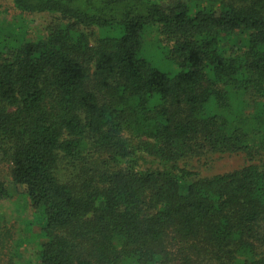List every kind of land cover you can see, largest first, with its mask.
I'll use <instances>...</instances> for the list:
<instances>
[{
  "label": "trees",
  "instance_id": "1",
  "mask_svg": "<svg viewBox=\"0 0 264 264\" xmlns=\"http://www.w3.org/2000/svg\"><path fill=\"white\" fill-rule=\"evenodd\" d=\"M10 1L52 21L0 29V164L38 219L15 254L264 264V0Z\"/></svg>",
  "mask_w": 264,
  "mask_h": 264
},
{
  "label": "rangeland",
  "instance_id": "2",
  "mask_svg": "<svg viewBox=\"0 0 264 264\" xmlns=\"http://www.w3.org/2000/svg\"><path fill=\"white\" fill-rule=\"evenodd\" d=\"M51 22V18L45 15H21L19 11L14 9L10 0H0L1 30L14 26L18 30V27L23 26L30 37L37 38L38 36L46 35L47 28ZM154 39V35L151 34L148 40V47L151 52L155 51L153 46ZM160 61L163 68L167 70L169 64L164 60ZM0 178L5 183L9 194H11L9 200L0 203V214L4 213L8 217L9 224L7 227L10 229L9 236H4L0 239V264H28V262L31 264V254H33L34 245H27L24 247V251L15 254L17 250L15 240L23 235V233L19 234V231H22L21 225L24 226L25 224L23 223L24 218L33 222L34 220L38 221V219H35L30 211L22 208L25 203L24 188L18 187L13 183L8 164H0ZM12 220L14 221L11 222ZM11 226H14V228H11Z\"/></svg>",
  "mask_w": 264,
  "mask_h": 264
}]
</instances>
